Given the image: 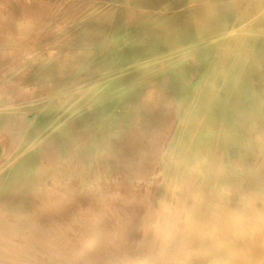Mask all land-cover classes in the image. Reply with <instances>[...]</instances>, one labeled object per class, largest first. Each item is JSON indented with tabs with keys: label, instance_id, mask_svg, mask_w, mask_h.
Segmentation results:
<instances>
[{
	"label": "bare ground",
	"instance_id": "bare-ground-1",
	"mask_svg": "<svg viewBox=\"0 0 264 264\" xmlns=\"http://www.w3.org/2000/svg\"><path fill=\"white\" fill-rule=\"evenodd\" d=\"M195 1L139 48L105 26L116 65L0 66V264H264V46L218 52L238 32Z\"/></svg>",
	"mask_w": 264,
	"mask_h": 264
},
{
	"label": "rangeland",
	"instance_id": "rangeland-1",
	"mask_svg": "<svg viewBox=\"0 0 264 264\" xmlns=\"http://www.w3.org/2000/svg\"><path fill=\"white\" fill-rule=\"evenodd\" d=\"M15 1L0 0V66H3L2 70L4 69L6 73L12 75L56 73L62 70L56 68L59 65H64L61 62L70 65H80L85 60L83 62L85 66L89 63L93 67L108 64L113 66L118 64L116 50L119 47H123V45L118 46L115 40L104 36L108 31L104 30L105 26H110L113 31H128L123 41L127 43L125 47L132 46L131 49H134L139 48L138 43L141 41L151 40V36L160 39L164 33V38L166 40L169 39L171 16L174 19H178L177 23L173 24L175 28L172 29V33L174 34V32L179 30L180 26L183 27L185 25L183 23L184 19L190 20L188 25L193 26L197 25L195 23L197 21L205 22L208 15L207 6L194 5L195 0ZM220 1L221 4L217 10L221 17V21L218 24H221V26L218 29L227 25L238 33L221 39L218 52L220 50L234 49L241 42L250 44L252 47H263L264 37L259 36V34L264 33V17L260 11L264 7V0H235V3L231 6L226 4L227 0ZM14 4L22 7H16ZM25 6L26 8H24ZM132 17L133 19H131ZM29 18L32 19V22L27 21ZM103 19L106 21H101ZM215 29L217 30V28ZM190 30L194 36L198 34V29L193 28ZM49 51L50 53H48ZM132 56L134 58H146L149 55L140 53L137 56ZM81 57L83 58L81 59ZM65 58H67V61ZM148 61L149 65L153 63L150 60L137 63L147 65ZM195 61L197 62V59ZM130 63H134V60ZM47 65L49 68H43ZM37 66L38 68H36ZM64 71L73 73L71 68ZM78 74L76 72L75 76ZM253 138L254 135L249 130H245L241 135L240 142L246 143ZM243 151V147L235 146L229 152L231 155L236 156ZM238 190L245 192V188L242 186H238ZM157 193L160 194L161 192L157 191ZM228 197L229 195L226 194L221 200L227 201L229 200Z\"/></svg>",
	"mask_w": 264,
	"mask_h": 264
}]
</instances>
